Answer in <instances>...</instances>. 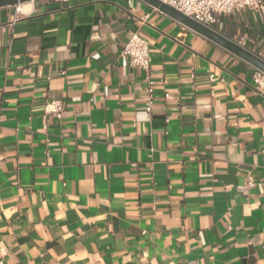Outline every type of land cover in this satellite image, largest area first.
I'll list each match as a JSON object with an SVG mask.
<instances>
[{"label":"crops","instance_id":"0c3cea01","mask_svg":"<svg viewBox=\"0 0 264 264\" xmlns=\"http://www.w3.org/2000/svg\"><path fill=\"white\" fill-rule=\"evenodd\" d=\"M213 28L264 59L260 14ZM254 69L143 0L0 7V264H264Z\"/></svg>","mask_w":264,"mask_h":264},{"label":"built area","instance_id":"2783aa9c","mask_svg":"<svg viewBox=\"0 0 264 264\" xmlns=\"http://www.w3.org/2000/svg\"><path fill=\"white\" fill-rule=\"evenodd\" d=\"M183 14L191 17L204 26L213 28L220 17L232 14L235 11L246 8L261 15L264 20V0H160ZM16 10H19L17 5ZM123 65H129L143 71L147 82L149 96L146 110L151 111V91L154 80L151 76V59L147 40L137 32H131L119 53ZM210 77L213 75L210 74ZM252 78L261 92L264 91V72L255 68ZM64 111L61 100H50L45 104L43 118L55 116L60 118ZM254 185L253 179L248 177L241 189L246 190Z\"/></svg>","mask_w":264,"mask_h":264},{"label":"water","instance_id":"95a60500","mask_svg":"<svg viewBox=\"0 0 264 264\" xmlns=\"http://www.w3.org/2000/svg\"><path fill=\"white\" fill-rule=\"evenodd\" d=\"M25 1L29 0H0V7L16 5ZM143 1L176 19L186 27L221 45L222 47L251 63L255 68L264 72L263 58L258 56L256 53L244 48L243 46H240L237 42L218 32L216 29L204 26L203 24L195 21L191 17L183 14L182 12L160 0Z\"/></svg>","mask_w":264,"mask_h":264}]
</instances>
